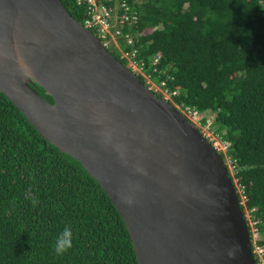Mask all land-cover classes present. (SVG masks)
Returning a JSON list of instances; mask_svg holds the SVG:
<instances>
[{
    "label": "water",
    "instance_id": "water-1",
    "mask_svg": "<svg viewBox=\"0 0 264 264\" xmlns=\"http://www.w3.org/2000/svg\"><path fill=\"white\" fill-rule=\"evenodd\" d=\"M0 92L100 184L138 264H255L222 156L61 0H0Z\"/></svg>",
    "mask_w": 264,
    "mask_h": 264
},
{
    "label": "trees",
    "instance_id": "trees-1",
    "mask_svg": "<svg viewBox=\"0 0 264 264\" xmlns=\"http://www.w3.org/2000/svg\"><path fill=\"white\" fill-rule=\"evenodd\" d=\"M61 1L81 22L83 7ZM136 8L131 31L138 58L154 80L170 73L168 85L180 90L176 100L203 113V122L209 117L229 141L234 174L255 208L264 243V0H143ZM158 53L156 67L164 73L150 64ZM66 227L73 246L58 256L54 241ZM0 264H138L104 189L2 92Z\"/></svg>",
    "mask_w": 264,
    "mask_h": 264
},
{
    "label": "built area",
    "instance_id": "built-area-1",
    "mask_svg": "<svg viewBox=\"0 0 264 264\" xmlns=\"http://www.w3.org/2000/svg\"><path fill=\"white\" fill-rule=\"evenodd\" d=\"M143 0H75L76 5L83 7V18L80 22L83 27L90 30L101 44L114 55L118 52V59L135 75L145 86L163 100L172 104L188 121L195 124L200 133L211 143L216 151L222 156L227 173L230 176L241 207L244 220L247 225L251 251L255 264H264V243L261 242L262 234L259 220L254 216V207L248 206V194L243 183L235 176L237 167L236 158L229 151L230 143L223 138L211 126V119L207 117L202 121L203 113L194 107L178 102L179 89L168 85L173 79L170 73L162 78H153V73L144 67L143 60L138 58V47L135 46L136 34L131 27L136 26L139 19L137 6ZM115 56V55H114ZM160 53L151 60L153 71L164 73L157 69Z\"/></svg>",
    "mask_w": 264,
    "mask_h": 264
},
{
    "label": "clouds",
    "instance_id": "clouds-1",
    "mask_svg": "<svg viewBox=\"0 0 264 264\" xmlns=\"http://www.w3.org/2000/svg\"><path fill=\"white\" fill-rule=\"evenodd\" d=\"M237 201H238V199H237ZM32 202H33V204L37 203V201L35 199H33ZM72 241H73V234H72L71 229L67 228V227L64 228V230L55 238V241H54V251H55V253L58 256L59 255H63L64 253H66L68 250H70L72 248V246H73Z\"/></svg>",
    "mask_w": 264,
    "mask_h": 264
},
{
    "label": "rangeland",
    "instance_id": "rangeland-1",
    "mask_svg": "<svg viewBox=\"0 0 264 264\" xmlns=\"http://www.w3.org/2000/svg\"><path fill=\"white\" fill-rule=\"evenodd\" d=\"M114 54H115V55H118V52L115 51Z\"/></svg>",
    "mask_w": 264,
    "mask_h": 264
}]
</instances>
